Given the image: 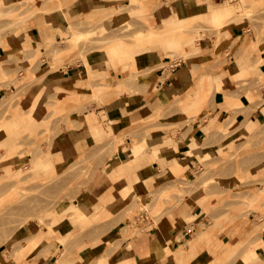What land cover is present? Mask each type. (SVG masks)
<instances>
[{"label":"rangeland","instance_id":"374dc122","mask_svg":"<svg viewBox=\"0 0 264 264\" xmlns=\"http://www.w3.org/2000/svg\"><path fill=\"white\" fill-rule=\"evenodd\" d=\"M71 1L43 0L45 6L43 3L41 6L44 10L36 15L38 20L42 16H56L54 28L45 22L46 19L37 21L39 26L56 31L54 39L39 43L35 48L0 56L4 60L3 69H0V126H8L16 110L31 114L32 96L37 87L43 85L42 79L47 74L58 78L66 71L65 75H70V79L63 80L65 82L56 79L54 88H44L41 93L40 125L36 132L24 131L16 136L0 133V142L17 143L9 149L1 146L0 160L4 156L15 157L7 164H18L23 168L15 175L5 170L6 163L0 164V248H6L8 257H14L10 264H21L30 251L38 248L43 251L52 246L53 253L58 254L59 243L63 244V241L57 236L55 227L63 217L71 215L81 228L82 225L89 227L85 217L79 215L82 212L80 195L87 182L99 169L104 167L107 171L111 168L118 152L130 162L144 159L149 152L145 140L153 129L174 131L178 135L176 139H183L197 130L200 147L193 153L197 162L190 166L178 162L180 169H176L174 164L178 159L174 158L167 166L158 160L164 177L158 189L147 195H137L131 190L124 197L118 196L112 215L122 211L128 221L120 232H142L151 225L144 220L145 216L152 217L155 222L162 215L169 214L185 194L195 192L200 196V216L204 218L198 224L191 222L188 225L184 243L177 249L182 251V258L171 255L172 264H192V258L206 250L212 257L209 264L247 263L248 257L253 255L249 251L264 233V117L247 135L239 128L244 125L248 113L242 98L246 97L252 105L264 101L261 93L264 74L249 70L247 74L232 78L233 85L226 94L219 93L223 90H219L218 85L214 91V87L208 88L207 84L198 82L196 89L201 90L203 96L201 105L186 107L182 101L187 90L195 85L198 74L209 71L206 65L230 62L228 51L224 50L226 45H237V50L232 53L237 55L246 48L243 37L249 44H260L261 40L264 43V0H222L214 7L232 6L230 15L215 22L202 16L194 18L192 23L190 19L179 22L183 34L189 36H184L185 41L181 39V42L169 46L164 41L171 37L159 36V40L154 36L150 42L160 46L161 58L151 64L131 66L128 57L121 58L120 63H111L107 47L131 46L134 47L133 53L146 49L147 45L138 46L141 44L135 40L140 34H134V31L145 25L133 16V11L138 7L146 10L157 6L159 1L129 0L130 4L126 5L125 0H120L117 5L102 9L91 7L83 15L70 17L65 11ZM35 3V0H0V37L16 32L19 27L9 24L10 21L26 14L23 11L33 8ZM111 10L125 13L128 19L117 16L113 22L110 19L112 13L104 19L99 18L101 13ZM175 27L180 28L171 26L167 33H174ZM233 27H236L235 35L228 32ZM80 31L83 34H79ZM108 38L112 40L107 41ZM120 40L122 42H118ZM71 43V49L67 48ZM263 54L264 50H260V55ZM90 55L93 60L106 63L103 72L87 65L92 62ZM255 56L254 53L252 62ZM181 60L192 63V79L188 81L192 86L181 96L183 100L176 97L147 116L127 115L131 109L127 96L146 93L150 89L156 91L157 79L164 80L171 75L169 65ZM161 66H164V72L159 76ZM102 79L111 84L102 86ZM214 79L217 81V77ZM58 85L64 88L68 98L61 107L48 104ZM117 107L122 108V115L114 117L117 109L112 112V108ZM216 107L224 111L219 121L210 116ZM94 116L104 130L98 136L92 134L87 122L88 117ZM216 117L219 116L216 114ZM78 141L82 142V147ZM224 143L226 148H222ZM209 144L216 146L207 152L204 147ZM130 152L133 158H130ZM49 156L56 160L51 157V162L46 163ZM38 162L43 163L35 165ZM119 166L120 172H126L123 164ZM149 171L154 172L153 168ZM138 178L135 175L133 181ZM48 229L53 233L42 237L40 232ZM203 229L206 235L190 247L191 239ZM26 231L36 233L25 238ZM186 244L189 250L182 248ZM63 246V254L68 253L69 242ZM166 251L169 253L170 249Z\"/></svg>","mask_w":264,"mask_h":264},{"label":"crops","instance_id":"0c3cea01","mask_svg":"<svg viewBox=\"0 0 264 264\" xmlns=\"http://www.w3.org/2000/svg\"><path fill=\"white\" fill-rule=\"evenodd\" d=\"M15 1L17 0H14V2ZM157 1H159L157 6L149 7L146 10L143 7H138L133 11V16L140 19L145 25L144 28L136 29L134 34L146 33L150 29L161 25H165V27L170 25L180 27L179 22L190 19L192 23L194 18L201 16L208 19L210 22H213L212 18L223 15L225 8L227 7H214L217 4H221L222 0H155L154 3ZM35 2L36 6H39L40 9L32 15H29L31 10H33L32 7L28 10H24L23 13L26 12V14L16 17H24L19 25H15V27H19L18 30L14 33H9L0 37L1 57L18 51L35 48L39 43L43 44L50 42L57 35L56 31H52L46 26L41 27L38 25L37 21L41 22V20L46 19L48 21L45 22L52 24V28H54L56 26L55 21L57 18L55 15H50L49 17L42 16L38 20L36 15L44 10V7H42L44 2L43 0H35ZM118 3H120V0H72L65 13L70 17H73L80 13L83 15L91 7L102 9L110 5H117ZM124 4L129 5L130 1L125 0ZM210 6H213L211 10L209 9ZM110 13H112V18L110 19H112L113 22L116 20L115 18L117 16H122V18L128 19V16L125 13L119 14L116 11L112 12V10L101 13L104 14L101 18H106ZM182 30L183 28L180 27L173 35L175 36L173 38L174 40H177V43L181 42V39L182 41H185L184 36L189 37L183 34ZM228 32H232L235 35L236 27L229 28ZM118 42L122 41L120 40ZM164 43L166 42L164 41ZM242 43L246 48L241 50L237 55L232 54L237 50V45H226L224 50L228 51L227 55L230 62L217 66L206 65L205 67H208L210 72L207 71L198 74V77H196L195 80V85L190 89L188 88L192 85L188 83V81L192 79L190 69L192 63H186L181 60L179 63L170 64L171 75L166 76L164 80L157 79L156 91L150 89L146 93H135L127 96V104L131 106L130 112L127 113V115L147 116L154 111L161 109L176 97H180L181 101L183 98L185 100L187 93L190 90L199 87L198 82L200 78L207 77V87H214V91H216L217 83H223V87L221 85L219 86V90L222 89L223 91L219 93L226 94L231 90V85H233L231 79L247 74L249 73V70L253 71L256 62H258L257 66H260V73L264 74V54L260 55V50H264L263 41L261 40L260 44L258 42L249 44L243 37ZM159 47L160 46L157 44L150 43L146 46V49L144 48L136 53H133L134 47H132L133 58L132 60L128 58L130 66L135 64L144 65L146 62L151 64L158 61L162 56V50ZM195 49H200V47H196ZM41 52L43 51L41 50ZM254 53L256 56L254 57V62H252V55H254ZM107 54L111 63L117 64L121 62L120 57L112 52L111 46L107 47ZM90 57L92 62L87 63V65H93L98 72H103L106 68V63L104 61L93 60L91 55ZM3 61V59H0L2 68ZM160 69H162V71L160 72V75L158 74L159 76L163 74L164 66L158 68V70ZM65 73L66 71L58 78L50 76L51 74H47L42 79L43 85L38 86V90L32 96L31 114L28 115L26 114L27 112H21L19 110L14 111L10 122H8V126L5 124L0 126V133L8 134L10 136L15 134L16 136L24 131L36 132L40 125L41 93L43 94L44 88H54L56 79H59L61 82L70 79V75H65ZM214 76L217 77V81L214 79ZM90 79L91 78L88 80ZM111 79L114 83H118L115 78ZM104 80L107 79H102L101 82ZM98 86L99 82L97 84V87ZM57 89L58 90L55 94L51 96L52 98L48 104H55L57 107H61L68 98L61 85H58ZM186 89H188L187 93ZM261 93L262 98L264 99V88H262ZM184 94L185 96L181 98ZM198 97L201 100L203 99L201 90ZM242 101H245L244 106L248 107V113L244 125L241 126L239 130H242L246 134L248 131H252L259 124L261 118L264 117V101L257 105H252L246 97H243ZM222 102L223 101H220V103ZM116 109L117 112L114 114V117H119L120 114L122 115V108H112L113 111H111L114 112ZM216 114L219 116L218 118L216 117ZM223 115L224 111L220 110V107H216L214 112L210 113L211 118L213 119L215 117L216 121H219L220 117H223ZM87 122L89 123L91 132L93 131L92 134L94 136H98L99 133L104 132L103 127L100 126L101 124L97 121L95 116L90 119L88 117ZM177 137L178 135L175 134L174 131L153 129L150 132L149 137L145 140L149 147V152L144 159L130 162L125 155L121 156L118 152V155L114 157L115 161L112 167L107 171L104 167L96 171L82 190V195H80V198L82 196V199L79 202V204L82 202V212L80 213L85 217V221L89 222V227H83L82 225L81 228L80 224L75 222L71 215L70 217H63L60 219L55 227L56 234L62 239L63 244L69 242V252L63 254L64 246L60 243V252L58 254L53 253L52 246L43 251L38 248L37 250L34 249L30 251L21 264H172L170 258L172 255L171 252L175 250L177 251V249L183 245V236L185 237L189 232L187 229L188 225L191 222L193 224H198L200 219L204 218L200 216L202 208L198 204L199 195H195V192L185 194L181 202L178 203L169 214L162 215L159 219L157 218L158 220L155 222L152 217L148 215L145 216L144 220L146 222L149 221L151 225L140 233H130L129 230L120 232V228H123L126 223H128L127 217H125L122 211L116 212L112 215V209L118 202V196L121 195V197H124L128 195L131 190L137 195H147L159 188V185L164 181V177L160 173L162 167L159 166L158 160H161L164 166H167L169 162L173 163L174 158L178 159L177 162H182L189 166L194 165V163L197 162L196 156L188 155L186 153L189 149L200 147V143L198 142L200 136H198L197 130L192 133L190 132L183 139H176ZM79 143L82 147V142ZM16 144L17 143L12 144L9 141L0 142V147L5 146V149H9ZM215 146L216 145L214 144H209L204 148L206 150L208 149L207 152H209V150L211 151ZM226 147V143L222 144V148ZM120 152L124 154L123 151ZM51 157L56 160L55 157L53 158V156H49L46 163L49 161L51 162ZM14 158L4 156L1 158L3 161L0 160V164H7L10 159ZM130 158H133L131 152ZM41 163L43 162L35 163V165ZM119 164L124 165L126 172L119 171L121 169ZM4 167L6 171H11L15 173V175L17 172L16 170L22 168V166L18 164H7ZM115 167L117 168L116 171L114 169ZM150 168H153L154 172L149 171ZM110 172H113L111 176ZM135 175H138L139 178L138 180L133 181ZM119 182H122V184ZM76 205L77 204H75V206ZM66 210L67 208L63 211ZM109 214L111 215L110 217H108ZM190 217H193V219L190 220ZM87 225L88 224L86 223V226ZM26 232L23 236L25 238L36 233L32 231L30 233L27 232L26 234ZM168 248L171 251L169 253L166 251ZM182 248L189 250L188 244ZM8 252L9 250L6 248H0V264H10V261L14 262V257H8ZM249 252L253 253V255L250 256L247 264H264V233L261 238L256 241L255 246ZM211 260L212 257H210L206 250L197 253L192 258V264H209Z\"/></svg>","mask_w":264,"mask_h":264},{"label":"bare ground","instance_id":"6f19581e","mask_svg":"<svg viewBox=\"0 0 264 264\" xmlns=\"http://www.w3.org/2000/svg\"><path fill=\"white\" fill-rule=\"evenodd\" d=\"M40 8H39V6H34L33 7V10H31V12L29 13V15H32L34 12H36V11H38ZM232 11H233V7L232 6H227L226 8H225V12L223 13V15H221V16H219V17H213L212 18V20H213V22H215V21H218V19L220 20V19H222L224 16H228V15H230L231 13H232ZM90 16V15H89ZM104 16V14H101V15H99V18H101V17H103ZM218 16V15H217ZM88 17V16H87ZM23 19H24V17H20L18 20L15 18L14 19V22L13 21H10V22H12V23H9V24H12L13 26H15V25H19L22 21H23ZM90 19H92L91 18V16H90ZM10 20H12V19H10ZM87 20H89V19H87ZM90 21H92V20H90ZM89 21V22H90ZM1 22V21H0ZM88 22V21H87ZM235 22V21H234ZM237 22V21H236ZM3 26V25H2ZM4 26H6L5 24H4ZM3 26V27H4ZM171 26H167V27H165V25H161V26H157L156 28H153V29H150L149 31H147L146 33H139L140 35H138V36H136L135 37V40L138 42V43H140L141 45H148V44H150L151 42V40H152V38L154 37V36H157L156 38H158L159 36L160 37H171V38H169L167 41H166V44L167 45H174V44H177V40L175 39L174 40V38L173 37H175V36H173L174 35V33H175V31H177V29H176V27H175V29H174V33H172V34H168L167 33V31L169 30V28H170ZM1 28V30H2V27H0ZM79 34L80 33H82L83 34V31L81 32H78ZM158 33V34H157ZM149 38L148 40H144V39H147V38ZM159 37V40H161V38ZM109 38H111V37H109ZM109 38H108V40L107 41H111V40H109ZM114 40V39H113ZM105 41V43H109V42H106V40H104ZM115 41V40H114ZM117 44H119L118 42H117ZM152 44H153V42H152ZM70 46H72V43L71 44H68L67 45V48H69V49H71V47ZM112 47V52H114L115 54H117L118 56L120 55V59L121 58H123V57H128V58H130L131 60H132V58H133V53H132V47L131 46H119V45H113V46H111ZM261 62V61H260ZM1 62H0V69H3L2 68V66H1ZM257 64H258V62H256V66L253 68V71H256V72H259L260 73V71H259V68H260V66H257ZM207 77H204V78H200V80H199V83H204V84H206V82H207ZM142 83V82H141ZM101 84H102V86L103 85H106V86H108L109 84H111V82L110 81H108V80H104V81H102L101 82ZM218 84V86H220L221 85V83H217ZM97 90H98V88H97ZM199 90L198 89H192V90H190L188 93H187V96H186V98H185V100H183L182 101V103L186 106V107H193L194 108V106L196 107V108H198V106H199V104H200V101H201V99L198 97L199 96ZM201 105V104H200ZM220 128V127H219ZM83 138V137H82ZM197 149H199V148H196V149H189V150H187L186 151V153L188 154V155H194L193 153H195L194 151L195 150H197ZM201 152H203V151H200V153ZM144 154V153H143ZM142 154V155H143ZM141 156V155H140ZM139 157V156H138ZM136 159V158H135ZM175 167H176V169H180V167H179V163L177 162V161H175ZM173 165V166H174ZM22 170H23V168H19L18 170H16L17 172H16V174L18 175V174H20L21 172H22ZM55 203V202H54ZM57 203V202H56ZM53 204V203H52ZM146 207V206H145ZM79 215H81V213H79ZM78 217V216H77ZM41 221H43V220H41ZM45 221V220H44ZM75 221V220H74ZM46 222V221H45ZM47 225V224H46ZM49 225V224H48ZM47 225V226H48ZM47 228H49V226L47 227ZM53 230L52 229H48L47 231H42V232H40V235L43 237V236H46V234L48 235V234H50V233H53L52 232ZM206 231L203 229V230H201V231H199V232H197L196 233V236L195 237H193L192 239H191V241L189 242V245H190V247H193L196 243H198V242H200L201 240H202V238L206 235ZM40 242H42V241H40ZM171 252V251H170ZM171 254L172 255H175L176 257V259H181L182 258V251H173V252H171ZM174 257V256H173ZM250 257H248V259H249ZM245 264H247L246 262H245Z\"/></svg>","mask_w":264,"mask_h":264}]
</instances>
